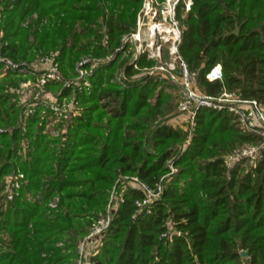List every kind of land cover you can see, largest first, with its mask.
I'll return each mask as SVG.
<instances>
[{
    "label": "trees",
    "instance_id": "obj_1",
    "mask_svg": "<svg viewBox=\"0 0 264 264\" xmlns=\"http://www.w3.org/2000/svg\"><path fill=\"white\" fill-rule=\"evenodd\" d=\"M192 1L185 15V0L177 7L184 25L179 54L202 92L227 91L264 105V0ZM142 5L0 0L4 51L13 59L59 51L70 77L84 56L112 57L93 70L90 91H75L82 112L59 137L45 132L41 107L22 125L24 108L10 91L20 78L8 73L0 80V264H76L79 241L108 213L111 190L126 176L163 181L162 197L141 209L144 192L126 185L90 264H264L263 139L243 132L228 111L209 107L198 110L191 131L166 122L172 83L136 77L155 64L147 53L123 58V37L137 28ZM217 64L223 77L209 81ZM244 144L261 145L258 156L250 165L247 158L228 165L226 156ZM20 174L19 195L8 200L4 179Z\"/></svg>",
    "mask_w": 264,
    "mask_h": 264
},
{
    "label": "built area",
    "instance_id": "obj_2",
    "mask_svg": "<svg viewBox=\"0 0 264 264\" xmlns=\"http://www.w3.org/2000/svg\"><path fill=\"white\" fill-rule=\"evenodd\" d=\"M179 2L180 0H167L160 2V4H163L164 13L173 12V22L176 26L178 23L176 21V10ZM160 4L158 3V0H145V4L139 17L140 26L143 17L146 18V16L156 14L155 11L158 10L157 7L160 6ZM157 26L161 25L158 24ZM157 28L158 27H152L150 32L156 34ZM178 36L179 38L175 42V47L171 50V54L174 55L175 60L179 62L181 68V97L178 108L181 113L188 115L190 129L193 130L196 126V115L198 110L201 107H209L217 111H228L233 115L234 119L239 124V126H241L240 128L242 130L260 135L264 143L263 105L258 103L256 100L243 99L234 93H229L227 91L223 92L219 97L197 94L194 89V82L196 81L197 76L189 69L187 63L179 54L181 33H179ZM133 37L139 38L140 36L133 34L132 38ZM2 38V8L0 7V79L6 74L12 73L14 77L20 78L17 94L20 96H26L28 93L32 94L31 103L28 104V107H25L23 113L21 114L20 120L22 125L25 124V118L33 114L38 107L45 108L42 114H44V116L47 114V119L50 118L51 115H54V117L61 119L65 123L69 121L73 115L79 113V101L76 98V94L74 96L63 95V90L65 88L71 87L74 89V92L77 90L81 91L84 88L90 91L91 82L89 77L93 72V68L98 65V63L95 62V65L92 63L88 67L90 60L81 62L78 67V73L76 77L74 79L65 80L60 71V65L56 54L42 57L36 62L17 61L5 53L4 45L6 43H4ZM222 77L223 72L221 64H217L207 74V79L209 81L221 80ZM54 82H64V89L58 96L55 95L54 100H51L48 96L49 94L47 95L46 87ZM209 98L216 99V101L210 100ZM0 131L4 132L5 129L0 128ZM45 132H47V126ZM50 133L51 135L54 134L52 131ZM59 134L60 133H57V135ZM253 152L257 154V157L259 149L255 148ZM23 178L24 175L20 174L8 181L5 193L8 200H12L15 196L19 195V189L21 188V182ZM129 185L131 187H137L144 192V199L137 201V205L141 209L147 208L149 205L160 199L165 188V183L163 181L154 185H150L146 182L140 181L137 177L130 178ZM58 201L59 198H56L50 203V206L52 208L57 207ZM113 202L114 199L111 200L109 204L108 213L95 220L89 233L79 243V257L77 258V264H88L89 257L98 253L99 248L103 243L104 234L112 221L111 212L117 208L119 198L116 199L115 204ZM60 245H62V243H60ZM88 254L89 256H87Z\"/></svg>",
    "mask_w": 264,
    "mask_h": 264
},
{
    "label": "rangeland",
    "instance_id": "obj_3",
    "mask_svg": "<svg viewBox=\"0 0 264 264\" xmlns=\"http://www.w3.org/2000/svg\"><path fill=\"white\" fill-rule=\"evenodd\" d=\"M164 1H167V0H158V3L160 4V2H164ZM172 1H176V0H172ZM182 1L183 0H180V2L178 4H180ZM192 2H193L192 0H185V7L183 8L184 9L183 15H185L190 10L189 7H191ZM144 4H145V0H143V5L137 14L138 15V17H137V28L133 32L131 31L130 33L126 34L123 37V40H122L123 44H124L125 48H127L126 51L124 52L123 58H126L128 62H132L133 59L134 60L137 59L138 56L140 54L144 53V51H145V53L148 54V58L153 59L155 61V64L151 68L144 69L136 77L140 78V77H143L144 75H154V76L159 75L161 78H165V79L169 80L172 83V87L168 88V91L170 93H172V95L175 97V99H174V109L171 112L167 113L165 120L168 124L173 125L176 128H181L184 130L191 131L188 115L181 113L179 111V108H178L180 97H181V88H180L181 68H180L179 62L177 60H175L174 55L171 54V50L174 49L175 42L179 38V36H178L179 33H181V41H182V34H183V30H184V25L182 24V21L178 17V13L176 10V21L178 22L177 26H176L173 22V16H172L173 12L164 13L163 4L161 3L160 6H158V7L155 6L159 10L160 15L158 14V10H156L157 11V12L155 11L156 14L146 16V18L143 17V19L141 20V26H140L139 17H140V13H141V10L143 9ZM158 24H160L161 26H154V25H158ZM153 26L158 27L156 34H153L150 32V29ZM133 34L139 35L140 37L139 38H136V37L132 38ZM3 36H4V29L2 27V37ZM51 54H56L57 55L56 57H58L59 51H52L48 55H51ZM48 55H37L31 61L32 62L39 61L40 58L48 56ZM111 58L112 57L110 56L107 59H111ZM107 59L94 57L92 55H87V56H84L76 64L75 72L70 77H67L62 72L61 68H60V71H61L63 77L65 78V80L74 79L78 73V67H79L81 62L86 61V60H90V62L88 64V67H89L90 64H92V63L94 64L96 62L99 65L101 61H105ZM25 61H28V60H25ZM31 61H28V62H31ZM98 61H100V62H98ZM98 65H96L93 68V70ZM115 76L117 77V80L119 81V83H121L122 78L125 77L123 66L117 67V69L115 71ZM2 78L0 80H2ZM54 83H51L50 85H48L46 87L47 95L49 94L48 96L51 100H54L55 95L58 96L60 94V92L64 89V82H58L60 84V88H56L54 86ZM17 85H19V82ZM17 88H18V86L11 88L10 91L17 93L18 92ZM194 89H195L197 94L205 95L202 92V88L200 87V84L198 83L197 78H196V81L194 82ZM72 90H73V92L70 94V96H74L76 94V92H74V89H72ZM83 90H85L86 92L88 91L85 88ZM31 91H34V90H31ZM22 96L23 95H21V96L17 95V102H18L17 104L19 107L21 106L22 108L25 109V107H28V104L31 103L32 94L28 93L26 96H23V97ZM78 107L80 108L79 113H81L82 112L81 111L82 106L80 103H79ZM263 107H264V105H263ZM41 108H43V107H41ZM42 110H45V108H43ZM20 119H21V117H20ZM234 122L238 125L239 128L241 127V126H239V124L236 122L235 119H234ZM46 126H47V132L50 135H51V133H50L51 131L54 133V134H52V137H59L60 135H62L63 133L66 132L65 122L62 121L61 119H58L57 117H54V115H51V117L47 119V125ZM0 128H2V127H0ZM57 131H59V132H57ZM242 131L246 132L244 130H242ZM57 133H60V134L57 135ZM255 148L260 149L261 145H259V144L258 145L257 144H244V145L238 146L235 151H233L232 153H230L226 156V160H227L228 165L232 166L234 163H236L240 159L242 160L243 158H247V160L245 159L247 161L246 165H250V163H252L254 161V159L256 158V155H257L255 152H253ZM168 166L172 169V172L177 171V169L175 167H173V165L171 164V161H168ZM14 177H16V175H8L5 177V179H4V190L2 191V194L6 193L7 188L5 189V187H7L8 181ZM130 178L131 177H128V176L124 177L119 182L118 186L112 188L110 200L114 199V201H115L117 198H119L120 193L121 192L123 193L126 185L130 184ZM3 202L4 201H2V203ZM91 227H90L89 231L91 230ZM84 238H82L79 241V243ZM79 243L77 245V252H78ZM87 256H89V254ZM78 257H79V253H78ZM76 264H77V259H76ZM88 264H90L89 259H88Z\"/></svg>",
    "mask_w": 264,
    "mask_h": 264
},
{
    "label": "water",
    "instance_id": "obj_4",
    "mask_svg": "<svg viewBox=\"0 0 264 264\" xmlns=\"http://www.w3.org/2000/svg\"><path fill=\"white\" fill-rule=\"evenodd\" d=\"M210 100L216 101V99L209 98ZM243 256H247L248 252L247 251H242Z\"/></svg>",
    "mask_w": 264,
    "mask_h": 264
},
{
    "label": "bare ground",
    "instance_id": "obj_5",
    "mask_svg": "<svg viewBox=\"0 0 264 264\" xmlns=\"http://www.w3.org/2000/svg\"><path fill=\"white\" fill-rule=\"evenodd\" d=\"M154 26H157V25H154ZM154 26H153V27H154ZM155 28H156V27H155Z\"/></svg>",
    "mask_w": 264,
    "mask_h": 264
}]
</instances>
